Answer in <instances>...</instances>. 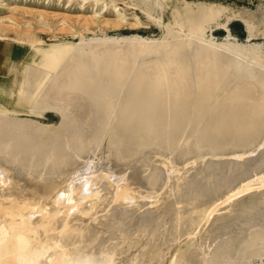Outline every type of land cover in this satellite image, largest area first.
<instances>
[{"label":"rangeland","instance_id":"374dc122","mask_svg":"<svg viewBox=\"0 0 264 264\" xmlns=\"http://www.w3.org/2000/svg\"><path fill=\"white\" fill-rule=\"evenodd\" d=\"M184 1L193 5L224 8L225 13L217 21L209 22L202 38H192L191 44L175 51L184 64L188 63L189 77L181 83L184 87L176 96L171 90L163 93L162 97H168V105L177 102L179 105L172 112L163 111L161 115L175 117L180 112L183 114L170 123L167 137L159 138L158 145L149 144L135 151L130 135L123 133V142L127 144L120 148V152L125 158H117L115 152L108 161L113 170L125 174L131 190L145 192L159 186L163 189L156 192L155 202L149 196L129 204L113 202L110 196H102L97 207L90 212L70 215L71 221L81 228L85 227L90 237L77 246L64 244L63 248L68 250L64 255L67 258L85 257L104 264H264V185L242 192L229 203L220 205L218 210L211 211V207L229 192L252 180L253 176L264 174V127L258 132L250 129L238 139L233 138L238 128L227 129L216 123L222 102L196 108V105L205 103V99H198L197 92L211 79L203 80L198 86L195 77L198 65L206 60L203 58L206 54L213 57L209 60V66L214 67L220 76V84L215 90V95L220 98L225 92L243 85L249 72L255 74V79L264 77V69L259 72L256 64L246 70V57L236 56L223 44L210 47L207 42L211 40L256 47L264 56V0ZM145 6L151 8V14H160L153 0H0V86L4 88L12 81H19L20 71L32 59V43L50 45L63 40L78 43L81 38L83 43L99 42L91 38L121 35H141L151 41L161 39L164 34L162 25L171 16L165 14L161 22L154 21L144 11ZM227 14L231 17L226 22ZM243 17L254 22L253 34L246 28ZM120 44L124 50L127 48L125 41ZM120 50L118 44H112L102 48L99 53L110 51L120 54ZM197 51L203 57L194 58ZM71 52L72 57L62 61L59 69L69 71L78 65L84 66L85 71L77 74L82 80L80 84L61 87V92L75 96L74 112L83 114L89 110L92 114L87 124L80 125L66 121L69 115L63 117V112L48 109L36 114L31 111L25 98L18 101L16 107L21 111L13 112L10 117L45 127L53 126L61 133L54 141L55 145L67 138L68 134L65 136L62 134L64 132L78 128L84 131L81 137L66 143L58 156L44 163L39 160L42 170L33 167V172L26 174V160L20 157L14 161L10 165L14 170L13 178L22 186L32 182L33 175L38 171L51 175L54 165L60 164L61 168H65L76 162L75 151L69 148L90 138V128L99 127L104 120L108 101L117 103L118 109L125 111L132 102L128 112L152 107L154 96L148 93L151 83L142 80L135 86L133 77L140 69L144 71L142 76L150 72L145 67L156 58H162L164 52L145 50L135 55L134 64L125 62L123 65L127 73L120 79L111 75L116 64L113 69L112 65L106 64L95 70L88 53L84 54L78 49ZM35 69L33 67L31 71L35 72ZM67 79L69 77L60 78L62 81ZM34 82L31 79L26 89H31ZM165 85L160 83L151 88H163ZM242 85L238 93L245 91ZM46 98H49V94L44 95ZM2 104L12 108L14 102L9 99L8 103ZM162 104L165 105V102ZM239 104L236 102L234 106ZM141 122L143 124L144 121ZM214 123L215 127L220 128L216 132H212ZM228 123L226 121L224 124ZM134 124L127 121L120 125V129L128 131ZM181 134L186 138L177 142L175 139ZM51 135L50 131L38 136L33 134V139L49 140ZM103 141L102 145L106 144L107 137ZM199 143L201 146H198ZM244 149L247 150L241 156H235ZM155 152L170 153L175 166L181 171L169 175ZM0 158L3 161V156ZM102 188V194L111 190L106 183H102ZM203 207L205 215H208L206 221L199 217ZM89 208L86 207L87 210ZM174 256L177 259L173 263Z\"/></svg>","mask_w":264,"mask_h":264},{"label":"bare ground","instance_id":"6f19581e","mask_svg":"<svg viewBox=\"0 0 264 264\" xmlns=\"http://www.w3.org/2000/svg\"><path fill=\"white\" fill-rule=\"evenodd\" d=\"M153 1L159 7L160 14L155 16L150 13L149 6L143 7L150 18L161 22L165 14L171 16V19L162 25L164 34L161 39L151 41L140 37L141 35H121L91 38L99 42L83 43V38H81L82 40L78 43L70 40L53 42L50 45L32 43V59L20 71L19 81H12L9 86L4 88L0 86V157L3 156V161L0 158V264H104L97 259L64 256L68 252L63 248L64 244L69 243L71 246H77L78 243L90 237L85 227L81 228L75 221H71L70 215L75 212H90L97 207L102 196L104 198L110 196L113 202L126 204L136 203L139 198L144 196L153 198V202L157 200L156 192L161 191L163 187H155V189L145 192L131 190L127 185L128 179L125 174L117 172L109 166L110 155L116 152L117 158H125V155L120 152V148L127 144L123 142V133L130 135V141L135 145V151H138L139 147L149 144L158 145L159 138L167 137V133L171 129L170 123H174L183 112L175 117L162 116L163 111L170 113L173 108L179 105V102L168 105V97H162V95L166 90H171L172 94L176 96L184 87L183 81L189 77L188 63L184 64L175 51L191 44L192 38H202L209 22L217 21V18L225 13V9L212 5L188 4L184 0ZM7 7L11 8L9 5ZM230 17L231 15L227 14L225 21L227 22ZM242 19L250 34H253L254 22L246 17ZM223 25L226 24L223 23ZM174 32L177 34H173ZM122 41L127 44L125 50L120 44ZM207 42L210 47L223 44L225 49L236 56L246 57L247 71L255 64L259 66V72L264 69V56L258 52L256 47L240 46L235 43H218L211 40ZM112 44H118L121 49L120 54L110 51L104 54L99 53L102 48ZM73 49L81 50L84 54L88 53L95 70H98L102 65L109 64L112 65V68L116 64L117 66L112 68L111 75L117 79L126 76L127 72L123 65L125 62L134 64L135 55L145 50L152 53L164 52L162 58H156L154 62L145 67V69L149 68L150 72L142 76L144 71L140 69L133 77L135 86L142 80L151 83L148 93L150 92L154 96L152 107L128 112L130 106L133 105L132 102H129V108L125 111L119 110L117 103L108 101L104 120L99 127L90 128L92 131L90 135L88 134L90 138L84 143L74 144L69 148L75 151V159L78 158V162L74 161L65 168H61L60 164L54 165L51 175L38 171L33 175L32 182L22 186L13 178L14 170L10 165L14 161L20 157L26 160V174L33 172V167L42 170L43 168L38 164L39 160L44 163L58 156L59 151L66 143L81 137L84 131L78 128L71 132H64L62 134L65 136L68 134L67 138H64L62 143L55 145L54 141L61 133L56 131L53 126L45 127L10 117L13 112L21 111L16 107L18 101L25 98L31 111L36 114H42L48 109L63 112L65 113L63 117L69 115L67 120L65 119L66 121H74L80 125L87 124L92 114V111L89 110L83 114L74 112L72 107L76 104L75 96L72 94L63 95L61 92V87L68 88L74 83L80 84L82 80L77 74L85 71L84 66L78 65L69 71L59 69L62 61L72 57ZM200 57L203 56L197 51L194 58ZM203 58L206 60L198 65L195 72L196 85L200 86L205 79H211V81L197 92L198 99H205V103L196 105V108L200 109L206 105L222 102L223 106L217 113L216 123L227 129L238 128L236 136L233 138L238 139L243 132L250 129H256L255 131L258 132L264 127V77L255 79V74L249 72V77L243 85L241 84L245 91L238 93L241 86L238 85L235 87L236 89L225 92V95L220 98L219 95H215V90L220 84V76L214 67L209 66V60L213 57L206 54ZM33 67L36 68L35 72L31 71ZM65 76L69 79L60 80ZM31 79H34L35 82L31 89L27 90L26 87ZM160 83H165V87L151 88ZM2 94H5L4 98ZM46 94H49L48 99H44ZM183 98L179 99L183 100ZM9 99H13L12 108H7L2 104L8 103ZM159 101L165 102V105ZM236 102L240 103L237 107L234 106ZM62 120L64 119L62 118ZM127 121H133L135 124L128 131L125 128L120 129V125ZM141 121H144L143 124ZM226 121L229 123L224 124ZM219 129L215 127V123L212 125V132ZM49 131L52 134L49 140L33 139V134L38 136ZM105 137H107V142L102 145ZM185 138L181 134L174 139L178 142ZM204 141L210 142L206 139ZM262 141L264 144V138ZM200 144L198 146H201ZM245 150L247 149L240 150L241 153L235 156H241ZM154 154L161 158L158 161L163 163L169 175L171 173L178 174L181 171V168L175 166L170 153L155 152ZM102 183H106L111 190L102 194ZM261 185H264V174L262 173L253 176L252 180L249 179L238 188L235 187L236 189L229 192L219 202L215 204L213 202L211 211L218 210L224 203H229L234 196L254 187H261ZM166 187L170 189L169 185ZM87 206H90L89 210L86 209ZM207 216L203 207L199 217L206 221ZM176 259L177 256H174L173 263Z\"/></svg>","mask_w":264,"mask_h":264}]
</instances>
